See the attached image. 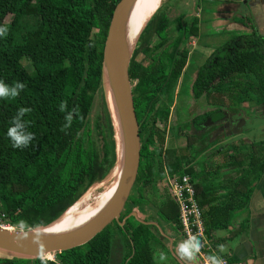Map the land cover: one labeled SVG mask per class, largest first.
<instances>
[{"label": "trees", "instance_id": "trees-1", "mask_svg": "<svg viewBox=\"0 0 264 264\" xmlns=\"http://www.w3.org/2000/svg\"><path fill=\"white\" fill-rule=\"evenodd\" d=\"M118 1L0 0V27L8 30L6 37H0V80L26 86L15 99L0 100V212L11 227L21 220L31 229L47 226L92 181H101L117 165V130L101 56L110 16ZM210 1H214L211 5L216 13L217 7L233 6L242 0ZM192 7L197 11L202 6L195 0ZM178 17L173 0H164L135 41L142 43L139 50H148L150 62L143 72H132L133 60L128 61L139 164L118 219L108 223L87 244L53 253L57 264H153L154 251L167 242L165 235H175L178 230L177 210L166 195V175L182 172L193 182L207 239L211 232L232 226L234 214L247 208L264 173V140L249 146L233 138L224 140L238 120L244 122V109L237 107L228 112L219 91H208L214 83L221 86L236 75H250L261 96L257 103L263 105L264 37L250 27V33H237L210 51L202 64L194 67L186 93L192 101L204 96L210 110L191 118L179 115L175 125L161 128L159 123L166 124L174 98L181 99L183 85L179 81L183 68L190 63L186 65L188 55L183 45L197 32L196 18L185 27L179 26ZM231 19L238 28L250 23L242 16ZM178 27L180 33L175 36ZM22 60L30 64V72L23 68ZM159 96L165 104L157 114L154 104ZM61 102H66V111L78 109L66 131H61L66 115L59 110ZM21 107L32 110L24 119L30 121L28 131L35 139L29 147L17 149L6 133ZM176 137L183 139V146H165L167 139ZM218 140L224 141L215 146ZM197 142L200 145L195 148ZM202 147L214 148L221 166L235 169L234 176L223 179L220 195L202 189L209 177L199 169L194 157ZM132 209L136 210L135 216L131 215ZM36 261L39 259L0 253V264Z\"/></svg>", "mask_w": 264, "mask_h": 264}, {"label": "water", "instance_id": "water-1", "mask_svg": "<svg viewBox=\"0 0 264 264\" xmlns=\"http://www.w3.org/2000/svg\"><path fill=\"white\" fill-rule=\"evenodd\" d=\"M134 2L135 0H119L116 3L102 47L104 81L115 105L119 124L117 129H119L122 145L121 161L118 151L117 163H120V170L112 198L97 216L69 235L45 237L34 234L31 229L28 237L20 239L18 231L0 228V253L25 260L40 259L49 253H59L87 244L108 223L118 219L134 183L139 164L138 128L131 99L132 86L128 75L129 57L124 52L120 35L125 14ZM131 215L135 216V213Z\"/></svg>", "mask_w": 264, "mask_h": 264}, {"label": "crops", "instance_id": "crops-1", "mask_svg": "<svg viewBox=\"0 0 264 264\" xmlns=\"http://www.w3.org/2000/svg\"><path fill=\"white\" fill-rule=\"evenodd\" d=\"M246 1L247 0L238 1L234 3L235 5L233 6L222 5L217 7L215 13V9L211 5L214 1L197 0L200 7H202L195 11L192 7L195 0H173L174 6L179 13V20L177 19L179 26H189L194 18L197 19L196 35L191 37L186 43H190V45L194 46L202 40L198 46L204 49L207 53L222 44L225 40L231 37L229 36L230 34H225L223 37L220 36V34L227 32L225 29L226 26H233L234 29H230V31H237L231 17L236 15L239 5H244ZM178 28H176L174 32L175 36L180 33V27ZM232 33L235 35L238 31ZM179 104L180 101H176L175 113L177 114L175 116V121L171 126L175 125L179 120V111L181 108ZM187 110L190 112L189 109ZM207 110H210V107L207 106L206 109L199 112H196L194 109L192 111L193 114L188 116H182L181 114L180 118H191L192 116ZM236 125V132L232 133L231 130V135H228L224 140H229V137L234 134L236 135L238 132H242V120H238ZM188 134L190 133L188 132ZM177 138L183 141L182 138ZM183 144L184 142H182L181 145H177V147H181ZM194 147L197 148L196 143ZM213 149L214 148L204 149L202 147L201 153L198 151L194 157L195 160L198 161L197 164H200L199 169H202V172L205 174L208 173V181L204 182L202 189L207 193L220 195L224 190L223 179L234 176L235 169L231 167H222L218 159L219 154L215 153ZM211 151H213V155L216 154V158L212 156ZM132 213L136 214V210L132 209ZM138 217L141 218L139 215ZM169 238L171 240L173 239L172 236H169ZM208 239L213 248L214 254L218 253L219 245H224L227 248V252L220 255L228 260L240 261L244 264H264V173L261 175L251 193L247 208L237 211L234 214L232 226H228L224 230L211 232ZM167 242L169 247L172 248L173 246H177L181 241L173 240V243L170 244L169 239H167ZM174 261L180 262L177 256L174 257Z\"/></svg>", "mask_w": 264, "mask_h": 264}, {"label": "rangeland", "instance_id": "rangeland-1", "mask_svg": "<svg viewBox=\"0 0 264 264\" xmlns=\"http://www.w3.org/2000/svg\"><path fill=\"white\" fill-rule=\"evenodd\" d=\"M235 16H242L244 18H247L250 20L249 25L246 24L243 28H237L238 33L242 34H248L250 33V27L253 29V31L264 37V0H247L244 5H239V9L236 11ZM9 18L5 19V22H8ZM225 29L227 32L220 34L221 37L226 35L233 36L234 33L237 32L236 30L230 31V29H234L233 26H226ZM202 41V40H201ZM200 41V42H201ZM198 42L194 46H188L187 55L188 59L186 62V65L188 64V61L190 62L188 64V68L185 66L183 68V74L181 76L180 85H183L181 94L186 95L188 90V83L192 79L194 75V67L198 66L203 62L205 57L208 55V53L202 49L198 44ZM140 46H142V43H134L133 49L129 53L128 57L129 59L133 60L132 65V72H143L145 69V66L150 62L148 59V50L146 48H142L139 50ZM211 51V50H210ZM21 64L23 68L27 71H31V66L26 60H22ZM191 67V68H190ZM132 86V84H131ZM248 88V90L245 92H242V89ZM214 91L220 93L222 95L223 99V107L226 108L228 112H233V108H241L244 109V122L241 127L242 132H238L236 135L234 134L232 137H229L228 139H235L237 143L243 142L247 146L250 145L251 142H258L261 140H264V104L258 105L257 101L261 99V96L259 94V90L257 89V83L254 80L253 77L250 75H243L239 74L234 77H232L230 80L224 81L221 86L217 87L216 84H213L210 92ZM185 97V98H184ZM109 100V99H108ZM165 104V99L162 96H159V98L156 100L154 104V108L157 111V114L160 112V108ZM110 106V103H109ZM181 106L179 115H191L193 114V110L195 109L196 112H199L203 109H206V107L209 105L203 98H200L198 101L192 102L190 99H188L186 96L181 97L180 104ZM111 109V107H110ZM189 109L190 112L187 110ZM176 110V103L170 106L169 109V115L167 118L166 124L164 122L159 123V127L161 128H167L171 126L175 121V116L177 113H175ZM114 122L116 123V120L114 119ZM116 129L118 127L117 123ZM237 125L235 124V127L232 128V133L236 132ZM230 130V129H229ZM243 137V138H242ZM242 138V139H241ZM117 140L118 145L120 148L121 145V137L119 133V129H117ZM222 140H218L215 143V146H217ZM182 140L176 138H170L167 139L165 142V146H177L182 144ZM199 143L197 142L196 146L199 147ZM205 152V151H204ZM212 156L216 158V154L213 155V151H211ZM220 153V152H219ZM220 155L218 156V158ZM120 163H117V165L102 179L101 181H92V184L90 187L83 193V194H90L95 196L98 192L102 191L109 185H111L113 182L117 180L118 177V169H119ZM93 177L90 178L92 180ZM96 185V186H95ZM71 192L73 193L75 191V187L72 185L70 187ZM89 191V192H88ZM3 192L2 189H0V194ZM82 194V195H83ZM14 228V227H13ZM165 237L168 239V236L165 235ZM179 241H182L179 239ZM176 246H173L172 248L169 247L168 242H162V245H160L153 253V264H173L175 254ZM164 253L166 256V259L160 260V254ZM50 254V255H49ZM48 255H44L42 259H39V261H36L34 264H57L54 261V255L53 253H49Z\"/></svg>", "mask_w": 264, "mask_h": 264}, {"label": "bare ground", "instance_id": "bare-ground-1", "mask_svg": "<svg viewBox=\"0 0 264 264\" xmlns=\"http://www.w3.org/2000/svg\"><path fill=\"white\" fill-rule=\"evenodd\" d=\"M156 8L157 6L153 0H135L128 12L125 14L121 25L120 35L121 44L127 56L133 49L136 37L138 36L142 27L146 24L150 15ZM107 90L111 112L113 118L116 120V123L119 126L115 105L108 87ZM119 153L121 161L122 145L119 148ZM119 170L120 165L118 173ZM116 186L117 180L102 191L95 194V196L88 193L81 195L61 216H59L52 223L41 228L33 229L34 234L51 237L69 235L78 231L105 208L112 198Z\"/></svg>", "mask_w": 264, "mask_h": 264}, {"label": "clouds", "instance_id": "clouds-1", "mask_svg": "<svg viewBox=\"0 0 264 264\" xmlns=\"http://www.w3.org/2000/svg\"><path fill=\"white\" fill-rule=\"evenodd\" d=\"M163 2L164 0H157V8L161 7ZM7 31L6 27H0V37H6ZM25 87V84L22 82H15L14 84L9 85L0 80V100L15 99ZM59 110L61 112H66L65 123L61 128V131H66L71 127L74 114L78 115V109L73 108L71 111H66V102H61ZM31 111L30 108L21 107L17 110L16 115L10 121V126L8 127L6 134L11 141L13 148H27L35 139L34 134L28 131L30 121L24 119ZM13 230L19 232L20 235L18 238L20 239L28 237L31 233L30 226L23 220L19 221L18 224L14 226ZM204 247L205 244L199 236L190 235L177 244L175 254L181 264H198V257L202 253ZM226 252L227 248L224 245H219L217 254H210L205 257L206 264H226L222 255H220ZM159 259H166L165 254L161 253Z\"/></svg>", "mask_w": 264, "mask_h": 264}, {"label": "built area", "instance_id": "built-area-1", "mask_svg": "<svg viewBox=\"0 0 264 264\" xmlns=\"http://www.w3.org/2000/svg\"><path fill=\"white\" fill-rule=\"evenodd\" d=\"M190 43L185 45L188 49ZM166 194L168 199L174 204L177 210L178 230L177 234L171 235L172 240L168 237L170 244L173 240H185L190 235L199 236L205 244L202 253L198 257V264H206L205 257L213 253V248L210 245L207 237L204 234V225L202 222L201 209L195 198L193 182L189 177L177 172L172 175L165 176ZM0 228L4 230H13L10 226L4 213L0 212ZM226 264H244L240 261L228 260L222 257ZM42 259V258H40Z\"/></svg>", "mask_w": 264, "mask_h": 264}, {"label": "flooded vegetation", "instance_id": "flooded-vegetation-1", "mask_svg": "<svg viewBox=\"0 0 264 264\" xmlns=\"http://www.w3.org/2000/svg\"><path fill=\"white\" fill-rule=\"evenodd\" d=\"M235 28H238V27H235ZM186 44H187V43H186ZM186 44L183 45V48L187 50V48H185V45H186ZM192 46H193V45H192ZM208 54H209V53H208ZM203 61H204V60H203ZM201 64H202V63H201ZM199 65H200V64H199ZM199 65H198V66H199ZM195 67H197V66H195ZM214 84H216V83H214ZM216 85H217V84H216ZM217 87H219V86L217 85ZM210 89H211V88H210ZM210 89H209V91H208L210 94H216V92H214V91H211V92H210ZM185 96H186V95H185ZM181 97H183L182 94H181ZM181 97H180V98H181ZM186 97H187V96H186ZM184 98H185V97H184ZM187 98H188V97H187ZM200 98H203V99L205 100V102H206V99L204 98V96H201ZM200 98H199V99H200ZM188 99H190V98H188ZM199 99H197L196 101H198ZM178 100H179V99L174 98V100H173V102H172L173 105L176 103V101L178 102ZM191 101H192V100H191ZM192 102H195V101H192ZM171 105H172V104H171ZM202 113H203V112H202ZM199 114H200V113H199ZM196 115H198V114H196ZM187 116H188V115H187ZM194 116H195V115H194ZM192 117H193V116H192Z\"/></svg>", "mask_w": 264, "mask_h": 264}, {"label": "snow or ice", "instance_id": "snow-or-ice-1", "mask_svg": "<svg viewBox=\"0 0 264 264\" xmlns=\"http://www.w3.org/2000/svg\"><path fill=\"white\" fill-rule=\"evenodd\" d=\"M153 2L156 4L157 3V0H153Z\"/></svg>", "mask_w": 264, "mask_h": 264}]
</instances>
